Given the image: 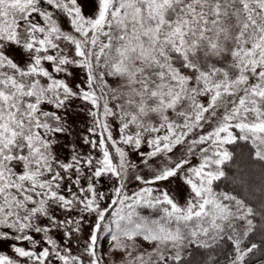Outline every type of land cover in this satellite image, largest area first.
Segmentation results:
<instances>
[{
  "label": "snow or ice",
  "instance_id": "1",
  "mask_svg": "<svg viewBox=\"0 0 264 264\" xmlns=\"http://www.w3.org/2000/svg\"><path fill=\"white\" fill-rule=\"evenodd\" d=\"M0 264H264V0H0Z\"/></svg>",
  "mask_w": 264,
  "mask_h": 264
}]
</instances>
